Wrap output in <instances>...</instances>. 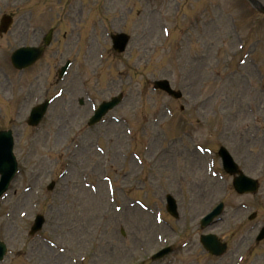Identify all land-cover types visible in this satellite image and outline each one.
<instances>
[{"label":"rangeland","instance_id":"rangeland-1","mask_svg":"<svg viewBox=\"0 0 264 264\" xmlns=\"http://www.w3.org/2000/svg\"><path fill=\"white\" fill-rule=\"evenodd\" d=\"M69 1L0 0V17L15 21L0 39V129L14 131L20 170L0 201L3 264H77L81 254L82 264H150L164 241L195 240L191 227L219 201L223 221L209 231L227 242L225 260L182 245L172 264H233L241 254L244 264H264V241L245 250L253 225L264 224V16L245 0ZM49 15L59 20L52 45L18 74L10 53L36 43L34 27L55 25ZM108 32L130 35L124 54L112 51ZM245 52L253 61L241 66ZM68 58L74 65L60 83L56 71ZM159 79L183 98L152 91ZM58 91L41 124L27 127L30 108ZM84 91L95 106L120 92L124 100L82 131L91 113ZM221 145L259 180L258 194L237 196L219 176ZM166 194L177 202V219L165 211ZM36 213L45 224L31 238Z\"/></svg>","mask_w":264,"mask_h":264},{"label":"water","instance_id":"water-1","mask_svg":"<svg viewBox=\"0 0 264 264\" xmlns=\"http://www.w3.org/2000/svg\"><path fill=\"white\" fill-rule=\"evenodd\" d=\"M262 11L264 12V9H263ZM6 26H7V23H6V22L2 23V24H1V27H0V31H3V32H4L5 29H6ZM114 40H116V49H118V50H122V48L124 47L125 42H126V37H124V36L119 37V36H118V37H115ZM156 86H157V87H160V88H162V89H165V90L168 91V88H167V85H166L165 82H159V83L156 84ZM171 94H172V93H171ZM172 95H173V96H176V95H174V94H172ZM113 103H115V101H114ZM113 103L104 105L103 108H102V110H101L100 112L97 113V115L93 118V120H98V119H99L98 117H99V116H100V115H101V114H102L107 108L111 107V106L113 105ZM37 113H38V111H35L32 115H37ZM38 116H39V114H38L36 117H38ZM4 138H5V135H0V164H2V166H0V174L3 173L2 170L5 169V166H6L7 161H8V157H7L5 151L3 150V147H2V145H1V142H4ZM220 155L222 156V158L224 157V150H221V151H220ZM223 162H224L225 165H228V161H227L225 158H223ZM235 181H238V182H242V183H244V178H243V177H239V178L236 179ZM2 185H3V183L0 184V187H1ZM2 252H3V250H0V253H2Z\"/></svg>","mask_w":264,"mask_h":264},{"label":"bare ground","instance_id":"bare-ground-1","mask_svg":"<svg viewBox=\"0 0 264 264\" xmlns=\"http://www.w3.org/2000/svg\"><path fill=\"white\" fill-rule=\"evenodd\" d=\"M47 252H49V251H47Z\"/></svg>","mask_w":264,"mask_h":264}]
</instances>
